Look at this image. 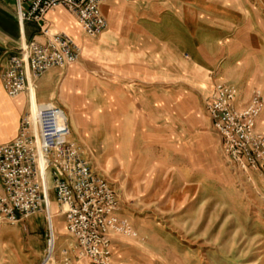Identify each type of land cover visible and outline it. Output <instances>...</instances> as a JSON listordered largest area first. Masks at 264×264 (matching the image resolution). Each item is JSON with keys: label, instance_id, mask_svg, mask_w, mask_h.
<instances>
[{"label": "rangeland", "instance_id": "1", "mask_svg": "<svg viewBox=\"0 0 264 264\" xmlns=\"http://www.w3.org/2000/svg\"><path fill=\"white\" fill-rule=\"evenodd\" d=\"M223 1L230 9L225 19L244 33L233 37L236 28L229 30L219 46L207 45L201 54L186 45L178 61L166 52L161 97L156 87L141 85L121 45L109 56L113 70L88 68L76 97L55 102L70 113L72 141L117 192L137 233L117 238L114 264H264V175L225 160L206 114L220 84L264 96V0ZM208 53L212 66L204 60ZM257 130L264 135V113ZM55 208L50 264H90L79 257L62 209ZM17 229L22 264H45V215L1 230L15 236ZM10 250L0 244V264H17Z\"/></svg>", "mask_w": 264, "mask_h": 264}, {"label": "built area", "instance_id": "2", "mask_svg": "<svg viewBox=\"0 0 264 264\" xmlns=\"http://www.w3.org/2000/svg\"><path fill=\"white\" fill-rule=\"evenodd\" d=\"M108 1L17 0L20 21L40 25L44 41L24 43L10 58L2 77L9 97L28 93L31 102L21 120L19 136L0 146V230L45 214L50 228L45 264H50L56 246L51 226L52 195L62 209L79 257L90 264H114L117 238H137L129 220L122 216L117 192L94 172L72 141L65 110L54 103L33 102L31 97V88L35 90L42 76L72 67L82 58L81 47L69 35L45 24L47 15L63 7L77 19L85 35L98 38L108 28L102 13ZM237 96L234 87L217 85L206 114L221 140L225 160L244 173L264 175V135L257 130L264 113V96L255 89L244 109L236 107Z\"/></svg>", "mask_w": 264, "mask_h": 264}, {"label": "crops", "instance_id": "3", "mask_svg": "<svg viewBox=\"0 0 264 264\" xmlns=\"http://www.w3.org/2000/svg\"><path fill=\"white\" fill-rule=\"evenodd\" d=\"M102 13L108 28L98 38L85 35L77 19L63 7L47 15L45 24L56 32L69 35L81 47L82 58L78 64L63 70H52L36 82L38 103L55 104L58 96L63 101H71L79 91L78 80L86 76L88 68H115L111 65L114 60H110L109 56L121 45L124 46V54L129 55L128 60L135 62L131 68L140 71L141 85L156 87L154 92L161 97L162 91L159 90L164 87L166 52L178 61L186 53V45L192 47L191 53L201 54L207 45L219 46V41L227 38L229 30L236 28L233 37L244 33L238 25L230 24L225 19L230 9L223 0H109L102 6ZM31 41H44L40 25L20 21L17 0H0V146L19 136L21 120L29 111L30 95L24 93L17 98L9 97L2 77L10 58L18 53L24 43ZM204 60L212 66L210 53L205 55ZM245 84L246 81L242 86ZM248 88L239 89L241 92L236 100L238 109L246 108L250 103ZM159 101V98L155 100L156 103ZM65 112L69 117L70 113L67 110ZM55 205L58 204L51 197L53 226L54 218L58 216V213L53 212V209L56 210ZM63 219L66 225L64 216ZM0 240V244L10 252V248L15 252L14 261L22 264L24 241L20 230L17 229L15 236H7L0 230ZM116 243L117 240L114 243V258Z\"/></svg>", "mask_w": 264, "mask_h": 264}, {"label": "bare ground", "instance_id": "4", "mask_svg": "<svg viewBox=\"0 0 264 264\" xmlns=\"http://www.w3.org/2000/svg\"><path fill=\"white\" fill-rule=\"evenodd\" d=\"M31 97H32V100H33V102H35V100H36V92H35V90L33 89V88H31ZM51 226H52V229H53V231H54V233H55V230H54V228H53V225H52V222H51ZM54 236H55V234H54ZM53 252L51 251V254H52ZM51 257V256H50Z\"/></svg>", "mask_w": 264, "mask_h": 264}]
</instances>
